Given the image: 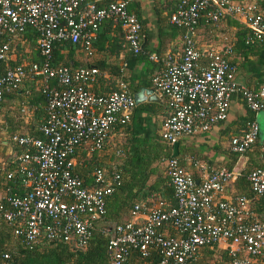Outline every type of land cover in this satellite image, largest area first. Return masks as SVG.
Returning <instances> with one entry per match:
<instances>
[{
	"label": "built area",
	"instance_id": "1",
	"mask_svg": "<svg viewBox=\"0 0 264 264\" xmlns=\"http://www.w3.org/2000/svg\"><path fill=\"white\" fill-rule=\"evenodd\" d=\"M127 4L128 0H0V64L8 50L4 39H14L25 30L34 33L38 55L36 62L0 71V102L4 92L27 75L39 78L45 96L44 118L36 129L39 136L10 137L12 145L23 148L15 160L25 193L5 195L0 201L1 217L15 225L13 234L27 244L44 234L49 240L81 247L104 212V197L113 189L115 174L94 170L92 182L97 186H85L71 172L73 154L81 146L100 149L115 129L129 121L134 107L131 94L119 82L117 90L94 95L86 88L97 74L95 68L52 66L50 52L54 44L69 42L89 54L99 25L108 19L119 26L124 47L138 53L140 23ZM203 12L209 21L227 16L240 22L247 30L246 42L264 39V16L253 3L178 2L168 23L183 29L180 52L147 55L158 66L149 82L165 107L158 135L168 143L205 133L223 121L233 95L251 113L264 112V87L253 92L235 80L234 66L224 57L229 46L194 42ZM257 132V124L250 120L241 134L228 139L229 151L242 155ZM164 165L175 205L164 209L155 202L146 213L134 205L130 220L113 227L106 244L107 264H123L130 249L144 255L149 246L161 254L157 264H189L206 245L225 250L227 264H256L258 257L264 264V220L249 210L250 200L244 196H222L235 177L231 170L210 169L195 181L174 158ZM245 180L252 196L264 195V169L248 171ZM167 223L179 231L178 236L165 234ZM6 258L0 254V263Z\"/></svg>",
	"mask_w": 264,
	"mask_h": 264
},
{
	"label": "trees",
	"instance_id": "2",
	"mask_svg": "<svg viewBox=\"0 0 264 264\" xmlns=\"http://www.w3.org/2000/svg\"><path fill=\"white\" fill-rule=\"evenodd\" d=\"M179 1L177 0L167 10L168 16L175 10ZM153 7L154 11L158 13L157 7ZM200 19L201 16L194 32L199 28L215 32L224 18L214 22L206 21L202 27L200 25L202 21L199 23ZM226 24L228 26L233 25L238 29L233 43L224 34L222 28H218V31H223L219 37H207L204 41L206 45L211 44L220 47L228 45L230 52L224 57L230 65L234 66V69L239 62H245L249 66L252 81L245 84V87L255 92L264 87L260 85L263 81L261 76H263L264 70V39L246 42L244 40L247 34L245 28L240 26L239 28L227 17ZM179 29L182 40L184 32L182 28L179 27ZM105 30L113 32V37H110V42L104 46V43H97L96 36L97 34L103 35ZM26 33L31 34L28 38L31 42L32 39L34 41V33L29 30H25L20 36ZM139 33L141 37V29H139ZM192 38L196 44L202 42V39L197 36ZM123 44L124 40L119 26L117 24L112 25L108 19H105L99 25L95 38L91 42L89 54H86L78 44L56 43L50 52V65L68 68H95L97 74L89 82L86 89L97 96H104L117 90L119 82L124 84L126 89L131 88L130 94L140 86L151 88L150 76L147 79H139L134 74L135 65L147 59L148 54H146L145 47L142 46L138 53L132 54ZM96 49L97 51H95ZM160 49L156 47L154 53L151 54L160 56L165 53ZM34 52L35 59L30 57L28 64L38 61L36 50ZM9 54H14V61L4 59L0 64V71L4 67L20 64L18 60L20 61L23 54L21 48L17 51L13 47H8L7 55ZM235 55L238 56V59ZM248 55L253 57L249 59L250 56ZM122 63H124L123 68H121ZM134 79L136 80L134 81ZM257 81H260L259 85L256 83ZM4 98L5 100L0 102V201L5 195L16 194L21 196L25 193L19 184L18 162L15 160L23 148L12 145L10 137L15 134L39 136L36 129L43 121L45 106V96L39 78L35 75H27L15 88L4 92ZM242 105L244 110L251 115L244 103ZM24 110L30 113L32 122L22 123L21 112ZM164 115L163 103L161 105L156 103L135 105L132 108L129 121L119 130L115 129L114 133L117 135L120 133L123 137H118L114 141L108 154H105L108 139L98 150L88 151L81 146L73 154L75 161L71 167V172L80 179L83 185L97 186L92 182L91 173L94 170H104L105 175L111 176V173H114L116 176L112 191L104 197V212L94 222L84 245L75 247L71 243L64 244L61 241L49 240L44 234L39 235L34 242L27 244L21 236L13 234L15 225L7 224L0 213V254H7V258L0 264H107L106 244L112 235L113 227L130 220V211L134 205L137 206L139 213H146L155 202L162 203L164 209L173 207L175 201L164 164L168 159L174 158L178 161L179 158L176 155L171 156V143L162 140L156 134ZM158 116L161 118L159 126L157 125ZM250 120L251 116L244 121L243 129L239 134L246 129V124ZM263 145L264 139H259L256 136L242 153L247 158L244 169L230 183V198L244 196L249 199V210L259 220H264V195H251L245 175L248 171L256 168L264 169ZM228 152L227 163L223 167L230 170L237 159V155ZM164 232L167 236L179 235V231L168 223ZM160 258L161 254L153 246H149L144 255H141L137 249H130L123 264H157ZM228 260L229 256L225 250L216 248L215 245H206L197 250L194 260L189 264H227ZM262 260V257H258L256 264H261Z\"/></svg>",
	"mask_w": 264,
	"mask_h": 264
},
{
	"label": "crops",
	"instance_id": "3",
	"mask_svg": "<svg viewBox=\"0 0 264 264\" xmlns=\"http://www.w3.org/2000/svg\"><path fill=\"white\" fill-rule=\"evenodd\" d=\"M232 3H239V4H249L253 3L256 5L257 10L264 16V0H230ZM177 0H128L127 9L131 13H133L137 20L140 23L141 29V47H145L146 54L154 53L156 47L161 48L162 52H171V53H178L181 50V36H180V29L179 27H175L168 23V15L167 10L173 6ZM157 7L158 13L154 11V7ZM226 17L221 21V24L216 28L217 31L212 32V30H204V28H199L195 30L193 36H197L201 38L202 42L199 43L201 45H205L206 42L204 41L207 37L216 36L219 37L223 31H218V28L224 29V34H226L231 42L236 39L235 33L237 32V28L233 25L226 24ZM222 18H219L218 21ZM230 18V17H227ZM234 23L238 25V27H243L240 22L237 20L230 18ZM202 21V22H201ZM206 21H209L204 14L201 15V22L204 24ZM112 27V26H111ZM239 27V28H240ZM244 28V27H243ZM241 28V29H243ZM103 35L96 36L97 43H104L108 44L110 42V37H113V32L105 30ZM31 34L26 33L23 36H18L14 39H4L5 43L8 47H13L17 51L19 48L22 49V56L20 57V61L18 63L25 65L31 59H35V44L32 39L28 38ZM106 39V40H104ZM32 43V44H30ZM30 47V48H29ZM97 51V49L95 50ZM96 54V53H95ZM249 59L253 56L248 55ZM238 59V56H236ZM6 60L14 61L15 56L14 54L6 55ZM158 69L157 65H154L147 61V59L142 60L141 62L135 65L134 74L139 79H147L151 76L155 70ZM250 68L245 62L237 63V67L234 72V78L237 82L242 85L250 83L252 81V76L250 73ZM262 83L257 81L256 83L259 85L264 86V70ZM136 79H134L135 81ZM133 81V80H132ZM133 81V82H134ZM132 82V83H133ZM133 85V84H132ZM129 92L131 88L127 89ZM146 103V102H143ZM162 104V101L159 105ZM251 116V120H254L257 124V128L259 123L264 121V112L260 113H247L242 105V101L237 95H233L230 98L227 115L222 122L216 123L214 126L211 127L205 133H199L190 136H182L178 138L176 142V153L175 155L178 156L179 160L177 161L179 165L185 169L189 174L193 176V179L197 181L200 176L209 171L210 169H215L218 167H223L225 163H227V154L229 153L228 149V139L232 135L237 136L243 129L244 121ZM153 118V116H151ZM161 118L158 116V123ZM160 127H158L159 129ZM158 135V133H156ZM113 135V134H112ZM108 137V144H110L111 136ZM124 135V134H123ZM123 137V136H121ZM257 137L259 138L258 132ZM264 139V134L262 136ZM113 144L110 146H106L107 150H111ZM264 149V145H263ZM238 158V156H237ZM237 160V159H236ZM236 162V161H235ZM234 162V163H235ZM247 162V159H246ZM245 162V164H246ZM233 163V165H234ZM244 164V167H245ZM232 165V166H233ZM231 166V167H232ZM243 167V169H244ZM222 196L225 198L231 197V188L230 184L226 186V188L222 191Z\"/></svg>",
	"mask_w": 264,
	"mask_h": 264
},
{
	"label": "water",
	"instance_id": "4",
	"mask_svg": "<svg viewBox=\"0 0 264 264\" xmlns=\"http://www.w3.org/2000/svg\"><path fill=\"white\" fill-rule=\"evenodd\" d=\"M131 99L132 102L135 105H138L140 103L146 102V103H156L160 104L161 99L157 94L149 87L140 86L136 90L131 92ZM264 129V121L260 122L258 125V135L262 136L261 130ZM171 150L172 154L171 156H175L176 153V142L171 143ZM246 157L244 155L238 156L236 162L231 167V172L234 176L240 175V173L243 170L244 164L246 162Z\"/></svg>",
	"mask_w": 264,
	"mask_h": 264
},
{
	"label": "rangeland",
	"instance_id": "5",
	"mask_svg": "<svg viewBox=\"0 0 264 264\" xmlns=\"http://www.w3.org/2000/svg\"><path fill=\"white\" fill-rule=\"evenodd\" d=\"M30 48V47H29ZM262 113V112H260ZM21 120H22V123H29V122H32V118L30 117V113L26 110H24L23 112H21ZM261 134L263 136L264 134V129L261 130ZM122 135L119 133L118 135L117 134H113L111 136V140H110V144L108 146H110L111 144L114 143V141L118 138V137H121ZM262 136H259V139H262ZM108 154L109 153V150H105V154Z\"/></svg>",
	"mask_w": 264,
	"mask_h": 264
}]
</instances>
